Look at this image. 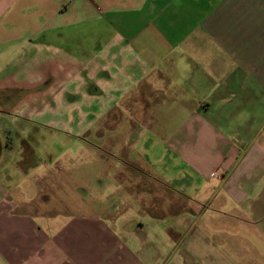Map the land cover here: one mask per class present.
Segmentation results:
<instances>
[{
  "label": "crops",
  "instance_id": "obj_1",
  "mask_svg": "<svg viewBox=\"0 0 264 264\" xmlns=\"http://www.w3.org/2000/svg\"><path fill=\"white\" fill-rule=\"evenodd\" d=\"M1 57L86 86L166 195L47 214L0 180V264H264V0H0Z\"/></svg>",
  "mask_w": 264,
  "mask_h": 264
},
{
  "label": "rangeland",
  "instance_id": "obj_2",
  "mask_svg": "<svg viewBox=\"0 0 264 264\" xmlns=\"http://www.w3.org/2000/svg\"><path fill=\"white\" fill-rule=\"evenodd\" d=\"M23 63L30 62L6 67L0 58V180L11 193L19 188L26 200L36 198L27 211L98 214L114 205L125 209L120 203L127 201L137 214L166 195L119 164L115 156L126 146L113 125H100L98 103L84 101L86 86L72 93L54 77L13 70Z\"/></svg>",
  "mask_w": 264,
  "mask_h": 264
}]
</instances>
